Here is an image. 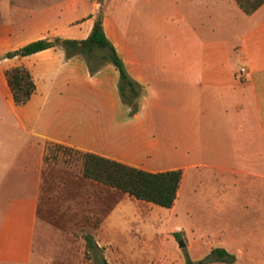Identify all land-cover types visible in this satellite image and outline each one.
<instances>
[{
  "label": "crops",
  "instance_id": "0c3cea01",
  "mask_svg": "<svg viewBox=\"0 0 264 264\" xmlns=\"http://www.w3.org/2000/svg\"><path fill=\"white\" fill-rule=\"evenodd\" d=\"M206 3L203 15L184 12L178 30L162 32L156 47L148 33L125 37L98 0H0V125L10 127L0 126V134L23 140L2 164L8 169L0 177V264L68 262V253L42 248L57 246L51 234L68 235L80 218L95 219L91 234L110 263L109 219L121 191L57 167L47 142L149 171L180 168L169 208L196 215L207 199H217L208 203L210 213L224 216L216 246L234 256L220 262L264 264V2L251 13L238 7L245 27L239 35L219 33L216 2ZM99 10L139 86L133 112L110 62L91 71L81 55L66 56L54 45L7 55L38 38L84 39ZM13 65L25 66L35 85L20 104L5 76ZM84 245L88 251L85 239Z\"/></svg>",
  "mask_w": 264,
  "mask_h": 264
},
{
  "label": "rangeland",
  "instance_id": "374dc122",
  "mask_svg": "<svg viewBox=\"0 0 264 264\" xmlns=\"http://www.w3.org/2000/svg\"><path fill=\"white\" fill-rule=\"evenodd\" d=\"M206 1V7H209L211 0ZM215 2L218 32L232 31L235 35L241 34L245 27L236 13L239 9L235 0H212V4ZM101 4L102 11L111 14L125 37L135 34L144 38L148 33L154 37V46L155 38L162 32L178 30L184 12L198 17L205 10L204 0L196 3L195 0H102ZM223 17L227 19L224 20ZM91 105L101 107L97 102ZM125 105L131 109L128 104ZM0 126L3 131L10 128L6 125ZM22 141L17 134H0V177L8 169L2 164L13 159L18 144L21 145ZM52 147L50 143L47 157L56 158L57 167L74 172L80 170V158L76 154ZM64 156L73 159H64ZM120 195L122 200L109 219V226H112L108 230L111 238L105 249L106 256L111 258L109 264H188L187 259H203L225 234V230L219 226V219L224 216L210 213L209 210L211 207L208 203L216 202L215 198L205 201L207 205L202 207V213L183 215L169 207L136 199L123 192ZM56 201L62 206L60 200ZM107 203L108 200L105 202L106 207ZM80 219L83 223L72 226L68 235L51 234L50 237L57 246L45 247L42 251L57 253L59 257L68 253V262L61 264H98L93 260L92 251L84 250L83 238L85 232H92L94 235L97 233L94 229L96 221L91 219L85 222L84 218ZM42 264L49 263L46 261ZM204 264L229 263L208 260Z\"/></svg>",
  "mask_w": 264,
  "mask_h": 264
},
{
  "label": "trees",
  "instance_id": "16d2710c",
  "mask_svg": "<svg viewBox=\"0 0 264 264\" xmlns=\"http://www.w3.org/2000/svg\"><path fill=\"white\" fill-rule=\"evenodd\" d=\"M263 2L264 0H235L237 6L245 13L253 12ZM53 45L63 48L66 56L81 55L91 71L96 70L103 63H112L118 70L117 88L121 100L130 106L132 112L137 109L136 97L139 86L129 75L123 60L105 34L101 10L96 12L91 30L84 39L38 38L23 44L17 49L8 51L7 55H26ZM5 76L14 102L16 104L25 102L35 87L28 69L23 65H13L5 69ZM50 143L55 148L63 149L64 152L76 154L80 158L81 175L87 179L120 190L136 199L163 207H171L175 200L181 179L182 171L180 168L149 171L94 152L80 151L57 142H47V148ZM64 159L70 160L73 157L66 158L64 156ZM84 239L87 250L92 251L94 262L108 264L103 254V248L97 245L93 235L86 232L84 233ZM233 259V254L228 253L222 247L216 246L212 247L203 259L197 261L187 259V263L204 264L208 260L229 262Z\"/></svg>",
  "mask_w": 264,
  "mask_h": 264
},
{
  "label": "built area",
  "instance_id": "2783aa9c",
  "mask_svg": "<svg viewBox=\"0 0 264 264\" xmlns=\"http://www.w3.org/2000/svg\"><path fill=\"white\" fill-rule=\"evenodd\" d=\"M241 70L243 71V70H244V68H243V67H241Z\"/></svg>",
  "mask_w": 264,
  "mask_h": 264
},
{
  "label": "water",
  "instance_id": "95a60500",
  "mask_svg": "<svg viewBox=\"0 0 264 264\" xmlns=\"http://www.w3.org/2000/svg\"><path fill=\"white\" fill-rule=\"evenodd\" d=\"M180 244H182V242L180 241Z\"/></svg>",
  "mask_w": 264,
  "mask_h": 264
}]
</instances>
